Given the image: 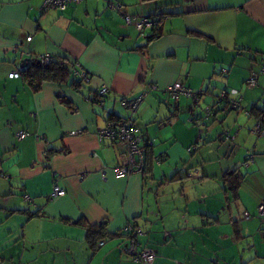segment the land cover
<instances>
[{
	"label": "crops",
	"instance_id": "obj_1",
	"mask_svg": "<svg viewBox=\"0 0 264 264\" xmlns=\"http://www.w3.org/2000/svg\"><path fill=\"white\" fill-rule=\"evenodd\" d=\"M43 1L0 0V264H141L123 249L128 237H104L94 248L87 238L90 226L112 234L129 224L142 231L138 249L153 252L152 264H264V217L256 214L264 137L245 113L264 108V0H83L66 11L44 10ZM127 15L155 16L159 36L147 44L151 29L139 32ZM43 55L87 81L74 88L69 75L34 87L8 77ZM252 71L257 85L248 88ZM177 81L207 90L201 107L214 102L217 87L234 90L239 108L218 109L199 140L187 120L191 97L170 107L163 93ZM102 85L103 109L90 102ZM151 85L158 91L148 92ZM143 92L134 120L140 143L150 145L145 169L117 177L122 146L99 141L97 131L109 114L127 115L121 98ZM173 107L175 116L164 121ZM22 130L28 136L18 140ZM238 161L243 172L233 192ZM53 182L65 194L50 199Z\"/></svg>",
	"mask_w": 264,
	"mask_h": 264
},
{
	"label": "built area",
	"instance_id": "obj_2",
	"mask_svg": "<svg viewBox=\"0 0 264 264\" xmlns=\"http://www.w3.org/2000/svg\"><path fill=\"white\" fill-rule=\"evenodd\" d=\"M83 0H44L43 8L47 9H57L60 11H66L70 6L79 4ZM110 8L114 11H120L118 5L109 4ZM124 20L127 24H134L135 28L138 31H142L145 28H150L153 24L152 21L148 20L145 16H140L138 19H135L129 15L124 16ZM40 63H48L51 59L49 55H43L34 57ZM260 71H264V61L261 64ZM78 78L87 79V75L82 71L76 70L74 72ZM257 72L252 71L250 76L247 79L249 86H254L257 81ZM9 78H17L19 74L17 71H12L8 74ZM167 91L170 96L174 99L178 98L180 94H185L187 96L192 95V91L187 87L182 86L180 83L175 82L174 84L167 87ZM107 92V87L102 85L100 93L103 95ZM227 92L221 90L218 96V103H223V110L231 107L232 109L239 108V101L232 97L235 94V91H230V94L227 95ZM139 98L134 101L124 100L122 105L127 109L133 111L139 103ZM214 112L210 108H207V115L210 116ZM247 114V111H245ZM252 132L259 137H264V115L260 118H255L254 126L252 127ZM222 134H225L224 132ZM28 135L26 132H19L16 134L18 139H23ZM99 141L109 140L119 143L122 146V152L120 159L117 164L114 166L113 170L117 177H126L133 172H141L145 165V152L144 147L139 145V138L137 136V129L133 126L130 118L121 119L117 122L109 121L106 123L105 127L98 131L97 134ZM65 194L64 189H62L56 182H53L51 193L49 195L50 199L54 197H60ZM256 212L258 215L264 214V203H261L257 208ZM245 218H249L248 213H244ZM125 233H129L130 242L126 244L123 249L125 253L131 257L132 261L135 263L141 264H152L154 261V254L151 250L148 249H138L137 236L142 234V231L139 228L133 227V225H128L123 230ZM166 238L164 234L163 239ZM98 246L103 245V241H100Z\"/></svg>",
	"mask_w": 264,
	"mask_h": 264
},
{
	"label": "trees",
	"instance_id": "obj_3",
	"mask_svg": "<svg viewBox=\"0 0 264 264\" xmlns=\"http://www.w3.org/2000/svg\"><path fill=\"white\" fill-rule=\"evenodd\" d=\"M146 18H148V20L153 22V24L150 26V29H151L152 32H151L150 35H148L146 37V42L148 44L149 42H151L152 40H154L155 38H157L159 36L157 31L160 29V25H158L160 20H157L155 16H150V17L146 16ZM262 62L263 61H261L259 63V67L261 66ZM17 72L19 74V77L22 76L25 80H27L29 82V84L33 85L34 87H36V86L38 87L40 85V83L43 82V81H53V82H58V83H64V82H66L68 80V76L69 75H70V78L68 80L69 81V85L74 87V88H77L79 86H83L85 84V82L87 81L84 78H78L76 75H72V71L70 70L69 65L64 60L58 59V58H54V57H51L50 61L48 63H46V64L45 63H40L37 59H28L27 60V65L25 67H23V68H20L19 71H17ZM215 73H217V72L215 71ZM224 74H225V70L222 71V75H224ZM250 74L248 75V77L250 76ZM19 77H17V78H19ZM248 77L245 80L246 86L248 88L256 87L257 81H256L254 86H249L248 85V83H247ZM257 78H258V76H257ZM12 79H16V78H12ZM177 82L180 83L182 86L187 88V86H185L183 83H181L179 81H177ZM174 83H172V84H174ZM172 84H170V85H172ZM170 85H168V86H170ZM101 87L102 86H100L98 90L94 91V95L91 96L92 98H90V102L93 103V104H96L101 109H103L105 96H106V94L108 92V88H107V92L102 95L100 93ZM167 87L163 90V93L167 95L168 101H170V104H169L170 107L172 106L171 103L178 101L180 96H182V95L187 96L185 94H180L178 96V98L174 99L168 93ZM221 90L226 91L227 95H229L230 91H232V90H228L227 88H220L217 92H215L216 94L214 95V98H215L214 102L211 105H209V104L205 105L204 104L201 107L200 99L202 97L206 96L207 90L206 89H202V90L193 91V90L190 89V91H192V95L191 96H187V97L188 98L191 97L192 103H191V107L188 106L187 108L191 112V117H189L187 120H188V123H191L192 125L197 126V134H198L197 136H198L199 140H201L203 138V132H204V130L201 128V126L205 127L206 126L205 124L211 122L212 119L215 117L216 111L218 109L219 110H223L224 104L223 103H221V104L218 103V96H219V93L221 92ZM151 91L152 92H157L158 89L156 87L153 88V86L151 85V86L148 87V92H151ZM147 94H148L147 92H143V93H141L138 96L133 97V98H125V97L121 98L120 99V105L124 109H126L127 115L125 117H117V116H115L114 114L111 113L106 118L104 126L99 129V130L103 129L105 127L106 123L109 122V121L110 122L111 121L117 122V121H119L121 119L130 118V120L133 123V126L136 127V129H137V136L139 138V145L144 147L145 160H146V151L145 150L150 145L148 146L147 145L148 143L144 144V145H142L140 143L141 138H140L139 132H138L139 128H138V126L135 123L134 115L136 114L137 108L141 105V103L143 102V100H144V98L146 97ZM232 97L235 98V99H238V101L240 103V99H239L238 96H235V94H234V95H232ZM138 98L140 99L139 103H138V105L136 106V108L133 111H131L130 109H127L125 106L122 105L124 100L134 101V100H137ZM174 108L175 107H173V109L170 111V113L166 117L163 118L164 121L169 120V118L172 117V116H175V112H176L175 109H177V108H175V109ZM196 108H201V110H197ZM207 108H210L212 110V112H214V113L212 115L208 116L207 115ZM236 109H232L231 107H228V108H226V110H223V111L226 112V113L227 112L229 113L230 111L236 110ZM245 111H247V115H253V116H255L256 119L260 118L262 115H264V108H261V107H255L254 106V107H251L249 110H245ZM255 118H254V121H255ZM253 126H254V122H253L252 127ZM22 131L26 132L24 130H22ZM22 131H19V132H22ZM98 131H97V134H98ZM19 132H17V133H19ZM16 138H17V136H16ZM18 140H22V139H18ZM198 142H199L198 140H195V142L190 146V148H188V152L191 154V156L194 155L193 153L195 152L196 147L198 146ZM245 163H246V161H245ZM145 165H146V161H145ZM145 165H144V169H145ZM236 171L232 172V180H234V182H235V185L231 188V191H233V192L236 191L237 186L241 182V178H240L239 175H237ZM192 172L196 173L198 175V174H200V169L199 168H194V169H192ZM0 178H5V174H4V172L1 169H0ZM146 179L147 178L145 176V180ZM149 179H151V178H149ZM149 179L147 181H149ZM170 180H171V178H170ZM172 180H173V176H172ZM261 203H264V199H263V201ZM25 211L26 210L21 211V212H25ZM30 215L34 216V215H36V213H30ZM257 216H259L260 219H263L264 214H262V215H258L257 214ZM249 218H250V215H249ZM134 227L136 228V226H134ZM87 231H88L87 232L88 233L87 234V238L89 239V242H90V245H91L92 248L95 247V245L97 244V241L98 242L101 241V239L104 238V237L111 238V237H115V236H118V237H120V236L124 237L125 236V237L129 238L131 236L129 233H120V232L109 234V233H107L104 230L102 225L90 226L87 229Z\"/></svg>",
	"mask_w": 264,
	"mask_h": 264
},
{
	"label": "rangeland",
	"instance_id": "obj_4",
	"mask_svg": "<svg viewBox=\"0 0 264 264\" xmlns=\"http://www.w3.org/2000/svg\"><path fill=\"white\" fill-rule=\"evenodd\" d=\"M145 32H147V33H150V30H145ZM218 89H216V91H218L220 88L219 87H217ZM207 99H210V97L208 96L207 97ZM239 113H242V112H239ZM245 119H246V117H245ZM246 122L248 123V127L251 129V127H252V121L250 120V119H248V120H246ZM201 128L203 129V126H201ZM209 141V140H208ZM208 141H206V143H208ZM198 143H200V141L198 142ZM219 144H217V146H218ZM213 151H216V149H215V147L213 146V149H212ZM223 153H224V151H223ZM222 153V154H223ZM234 156L233 155H228V158H225L224 159V161L226 162V160L228 161H231V159L233 158ZM195 159L198 161L199 160V156L198 155H196L195 156ZM204 161H205V159H204ZM204 165V164H203ZM238 167H239V169H237V170H239V172H237V175L240 173V172H243V168H242V165H241V162L240 161H238V165H237ZM194 169V168H193ZM224 173V175H225V172H223ZM241 178V177H240ZM163 236H164V234L162 235V239H163ZM114 238H119V237H114Z\"/></svg>",
	"mask_w": 264,
	"mask_h": 264
},
{
	"label": "water",
	"instance_id": "obj_5",
	"mask_svg": "<svg viewBox=\"0 0 264 264\" xmlns=\"http://www.w3.org/2000/svg\"><path fill=\"white\" fill-rule=\"evenodd\" d=\"M27 60H28V59L23 60V61L21 62V64L19 65V68H23V67H25V66L27 65ZM141 235H142V234H141Z\"/></svg>",
	"mask_w": 264,
	"mask_h": 264
}]
</instances>
